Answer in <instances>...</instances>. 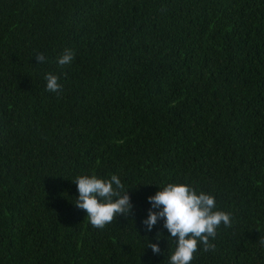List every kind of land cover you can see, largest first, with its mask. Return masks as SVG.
Segmentation results:
<instances>
[{
	"label": "trees",
	"instance_id": "1",
	"mask_svg": "<svg viewBox=\"0 0 264 264\" xmlns=\"http://www.w3.org/2000/svg\"><path fill=\"white\" fill-rule=\"evenodd\" d=\"M113 174L132 213L94 228L73 180ZM170 183L231 214L191 264H264V0H0V264H169Z\"/></svg>",
	"mask_w": 264,
	"mask_h": 264
},
{
	"label": "clouds",
	"instance_id": "2",
	"mask_svg": "<svg viewBox=\"0 0 264 264\" xmlns=\"http://www.w3.org/2000/svg\"><path fill=\"white\" fill-rule=\"evenodd\" d=\"M75 51L68 48L58 57L60 67L70 65L75 59ZM36 59L40 63L46 62L44 53H37ZM46 91L62 95L63 85L60 78L51 72L44 76ZM73 182L77 185L79 196L74 205L87 213L86 218L94 228L103 229L114 219L123 215L128 217L132 213L133 204L128 191H125L121 179L113 174L110 179L92 176H78ZM152 208L148 217L143 221L148 231H151L158 221H164V228L170 233L175 243V251L169 258V264H191L194 254L198 251V243L204 252L215 249L210 238L215 239L217 229L223 224L232 226L230 213L216 209L215 198L207 193H197L195 188L186 184H168L154 196L148 197ZM156 209H159L156 211ZM161 234V233H160ZM160 234L157 235L159 240ZM264 245V239L259 240ZM154 254L161 249L158 243L148 242Z\"/></svg>",
	"mask_w": 264,
	"mask_h": 264
}]
</instances>
